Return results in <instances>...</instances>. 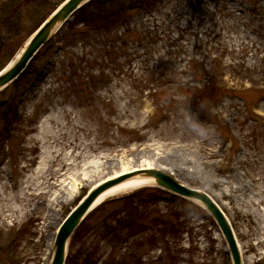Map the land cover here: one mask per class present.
I'll return each mask as SVG.
<instances>
[{
	"label": "rangeland",
	"instance_id": "374dc122",
	"mask_svg": "<svg viewBox=\"0 0 264 264\" xmlns=\"http://www.w3.org/2000/svg\"><path fill=\"white\" fill-rule=\"evenodd\" d=\"M63 1L23 7L25 37L3 67ZM130 1L98 0L104 10L132 7L108 26L94 11L99 31L71 17L0 92V132L1 118L15 114L0 143V264H50L67 214L123 168L155 169L206 194L241 264H264V0ZM133 194L156 196L149 220L161 231L115 247L90 231L64 264L95 248L96 264H232L199 202L155 187L106 200L84 224L95 229Z\"/></svg>",
	"mask_w": 264,
	"mask_h": 264
},
{
	"label": "trees",
	"instance_id": "16d2710c",
	"mask_svg": "<svg viewBox=\"0 0 264 264\" xmlns=\"http://www.w3.org/2000/svg\"><path fill=\"white\" fill-rule=\"evenodd\" d=\"M98 0H92L79 9L74 15L73 19L78 15H81L82 18L77 20L83 26H89L91 31H99L102 25L99 27L95 24H92L96 21L94 11L96 12V16L102 19V24L104 26H108L107 23L110 21L117 22L118 18L116 16L124 14L126 10H130L132 7H126L125 5L118 6L114 10L111 8L104 10L103 4H96ZM136 2H141L143 5L148 2V0H132L129 3L134 5ZM28 5L41 6L42 0H11L8 1L5 5L0 7V70L3 68V63L8 59H11L16 52L15 50L18 48L20 42L24 39V34L18 29L19 18L21 13L23 12V7ZM98 6V8H97ZM55 9V8H54ZM53 9V10H54ZM86 9V10H85ZM89 10L88 13H84V11ZM76 15V16H75ZM123 20V19H122ZM120 20V22H122ZM73 27L71 28V30ZM107 29V28H106ZM35 31V29L31 32V34ZM30 34V35H31ZM17 46V48H16ZM7 60V61H8ZM6 61V62H7ZM3 65V66H2ZM29 67V66H28ZM27 67V69H28ZM27 69L21 74V76L12 84L14 85L19 79L24 77ZM8 103L5 104L3 109L7 108ZM10 115V114H8ZM13 120H15V114L10 115L9 120L5 118H1L2 123V132H0V143L3 141L2 139H9L11 134V127L13 125ZM156 196L151 194L146 196L145 198H139V194L132 196L121 198L118 201L119 207L112 211L110 214L104 215L98 226L94 229L93 227L86 226L84 224L85 221H88V218L92 215L89 214L84 221L77 227L71 236L69 247L72 248L74 242L78 239L84 237L90 231L95 232L94 234L100 238V240L109 242L112 245L118 246L122 242L127 243L130 239L136 237L137 235H141L145 232L154 233V230L160 229L164 227L161 225V222L158 219L153 218L149 220L150 215L152 214L149 211L150 205L155 204ZM134 199L137 202H134ZM140 206V207H138ZM146 209L143 210V209ZM174 215L178 217L175 213ZM84 224V225H83ZM162 226V227H160ZM166 226V224H165ZM161 235V233L159 232ZM164 233L162 232V236ZM152 238V237H151ZM148 243H151L152 240L148 239ZM138 246H143L140 242ZM97 248L91 252H81L79 251L76 255H72L68 260H66V264H73L74 257H83L82 264H96L97 257ZM133 258V256H131ZM122 263V262H121ZM103 264H112L110 261H105ZM126 264V263H125Z\"/></svg>",
	"mask_w": 264,
	"mask_h": 264
},
{
	"label": "water",
	"instance_id": "95a60500",
	"mask_svg": "<svg viewBox=\"0 0 264 264\" xmlns=\"http://www.w3.org/2000/svg\"><path fill=\"white\" fill-rule=\"evenodd\" d=\"M88 1L90 0H66L52 14V16L40 26V28L31 37L16 62L13 63L9 68L3 69L0 72V90L7 87L11 82L19 77L33 56L49 39L51 34L55 32L60 26H62L76 10H78ZM4 104L5 101H0V107H2ZM136 176L152 179L153 186L155 187L166 190L184 199L199 202V204L209 213V215L218 225L222 236L227 243L232 264H241L240 253L232 230L227 219L220 211L218 206L206 194L185 188L184 186L176 183L168 175L158 170L149 168L138 169L136 171L121 174L116 178H109L91 188L87 195L67 215L58 228L54 240V254L50 264H64L68 242L74 230L81 224L87 214L91 211V206L94 204L97 198L112 186Z\"/></svg>",
	"mask_w": 264,
	"mask_h": 264
},
{
	"label": "bare ground",
	"instance_id": "6f19581e",
	"mask_svg": "<svg viewBox=\"0 0 264 264\" xmlns=\"http://www.w3.org/2000/svg\"><path fill=\"white\" fill-rule=\"evenodd\" d=\"M58 8V7H57ZM55 8V10L57 9ZM55 10H53L50 15L46 18L48 19L49 17L52 16V14L55 12ZM43 23V22H42ZM41 23V24H42ZM40 24V25H41ZM40 25L38 26L40 28ZM23 49V48H22ZM22 49L20 52H22ZM20 52L15 56V58L10 62V64L8 65L7 68H9L10 66H12V64L17 60V58L19 57ZM150 165V164H149ZM148 165V166H149ZM148 169V168H147ZM177 171H181V168H176ZM130 170V171H129ZM138 169H125L123 168L119 174H115L113 175V177L111 178H116L118 176H120L121 174L131 172V171H136ZM183 171V170H182ZM107 180V179H106ZM104 181V180H103ZM102 182V181H101ZM153 185V181L152 179H148L145 177H140V176H136V177H132L129 179H126L114 186H112L111 188L107 189L106 191H104L98 198L97 200L94 202V204L91 206L90 210L95 209L96 207H98L100 204H102L103 202H105L106 200H109L111 198H115V197H119V196H124L127 195L129 193L135 192L141 188L144 187H150ZM255 232V231H254ZM47 251L48 253H50L51 251H53V247L51 244H49L48 239H47ZM238 246V245H237ZM50 251V252H49Z\"/></svg>",
	"mask_w": 264,
	"mask_h": 264
}]
</instances>
